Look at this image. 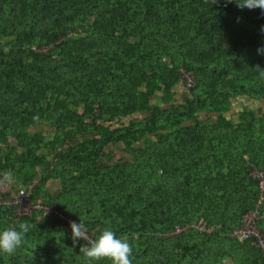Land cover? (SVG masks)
Instances as JSON below:
<instances>
[{
    "label": "trees",
    "instance_id": "obj_1",
    "mask_svg": "<svg viewBox=\"0 0 264 264\" xmlns=\"http://www.w3.org/2000/svg\"><path fill=\"white\" fill-rule=\"evenodd\" d=\"M236 2L0 0V173L93 240L126 238L131 264H264L233 236L260 196L253 171L264 172V14ZM157 95L173 106L153 107ZM39 124L51 140L31 132ZM119 149L129 159L115 160ZM44 150L54 160L39 174ZM259 212L264 231V199ZM24 221L0 264H89L69 222L0 208V231Z\"/></svg>",
    "mask_w": 264,
    "mask_h": 264
},
{
    "label": "clouds",
    "instance_id": "obj_2",
    "mask_svg": "<svg viewBox=\"0 0 264 264\" xmlns=\"http://www.w3.org/2000/svg\"><path fill=\"white\" fill-rule=\"evenodd\" d=\"M232 0H226V3H231ZM241 9H255L259 8L264 14V0H240L236 2ZM261 33H264V25L260 28ZM258 53L264 54V47L257 49ZM0 182L11 183L12 177L5 175ZM32 227L27 221L20 222L19 230L15 227L6 228L0 231V253L12 255L24 242L26 234ZM72 231L73 244L78 239L88 241L87 244L80 247V253L89 261H98L104 258L111 260L112 264H131L130 256L132 254V247L126 238H116L113 231L105 229L97 239H89L86 229L81 223L70 222Z\"/></svg>",
    "mask_w": 264,
    "mask_h": 264
},
{
    "label": "built area",
    "instance_id": "obj_3",
    "mask_svg": "<svg viewBox=\"0 0 264 264\" xmlns=\"http://www.w3.org/2000/svg\"><path fill=\"white\" fill-rule=\"evenodd\" d=\"M32 50L46 53L49 50V46H42L40 47V49H38L36 45H33ZM181 80L187 89H190L193 86V76L191 73L181 71ZM253 176L259 180L260 196L257 201L256 207L243 216L242 225H240L233 231V236H236L237 238H239V240L252 241V244L257 245L264 254V231H262L257 224V221L260 218L259 206L264 199V172L255 169L253 171ZM37 183L38 180H35L33 182V186ZM31 192V187L26 189L23 188L17 195L13 197H8L0 191V208L6 204L12 205L15 207V213L19 217L31 215L35 212H38L42 215H55L62 219L64 222H73L70 216L66 215L63 211L56 208L55 206H47L33 201L31 199ZM78 223H81L83 225V222ZM185 228V226H176L173 229L172 234L176 235ZM195 228H197L201 232L212 231V228L209 227L206 221H204L203 219H201L197 224H195ZM86 233L89 239L93 240V238L88 234L87 230Z\"/></svg>",
    "mask_w": 264,
    "mask_h": 264
},
{
    "label": "crops",
    "instance_id": "obj_4",
    "mask_svg": "<svg viewBox=\"0 0 264 264\" xmlns=\"http://www.w3.org/2000/svg\"><path fill=\"white\" fill-rule=\"evenodd\" d=\"M184 97V95L180 92H177L175 94V101L179 100L180 98ZM174 102H163L161 101V95H157L153 101H152V106H161L164 108H168L173 106ZM31 132L33 134H41L43 137H45L46 139L51 140L52 139V131L49 130L48 128L44 127L43 125H37L35 127H33V129L31 130ZM9 145H16L15 140L10 139V141L8 142ZM42 155L45 157L46 162L41 166L38 167V171L39 174H42L43 172H45L49 166L52 165V162L54 160V151L52 150H44L42 152ZM5 175H10L12 177V182L9 183H5V182H0V191L2 193H4V195L8 196V197H13L15 195H17L23 188H25L23 186V184L16 180L13 175L11 173H0V181L3 180V177ZM46 188L48 191H51L53 193L57 192L60 189V181L57 179H53V180H49L46 183Z\"/></svg>",
    "mask_w": 264,
    "mask_h": 264
},
{
    "label": "rangeland",
    "instance_id": "obj_5",
    "mask_svg": "<svg viewBox=\"0 0 264 264\" xmlns=\"http://www.w3.org/2000/svg\"><path fill=\"white\" fill-rule=\"evenodd\" d=\"M249 105L251 106V103H250V101H249ZM260 107H262L263 109H264V104L263 105H261ZM115 160H123V159H129L127 156H126V154H124L123 152H122V150L121 149H119V152H116V154H115V158H114Z\"/></svg>",
    "mask_w": 264,
    "mask_h": 264
}]
</instances>
